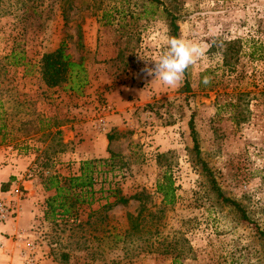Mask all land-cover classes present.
<instances>
[{
	"label": "rangeland",
	"instance_id": "rangeland-1",
	"mask_svg": "<svg viewBox=\"0 0 264 264\" xmlns=\"http://www.w3.org/2000/svg\"><path fill=\"white\" fill-rule=\"evenodd\" d=\"M160 1L177 16L178 37L204 49L184 75L186 90L184 78L168 88L141 71L143 59L166 50L164 36H170L161 8L148 0H0V148L23 160V174L35 182V195L28 194L34 197L31 221L1 234L0 264H24L26 253L33 264H170L168 256L136 248L137 242L107 236L126 228L124 216L134 213L136 201L98 209L89 225L86 214L104 200L79 208L74 223L42 217L51 193L45 177L61 172L60 153L71 149L60 142V127L96 124L99 117L106 125L100 132L113 137L104 149L113 165L102 175L104 190L109 184L123 197L141 193L154 209L157 173L166 168L171 175L175 201L161 222L165 233L179 232L189 245L179 264H264L254 224L215 200L187 128L191 117L198 156L222 194L264 229V0ZM60 40L86 69L79 95L44 86L38 74L39 55ZM217 40L238 42L232 72L216 46L209 49ZM10 49L21 52L24 66L7 63Z\"/></svg>",
	"mask_w": 264,
	"mask_h": 264
},
{
	"label": "trees",
	"instance_id": "trees-1",
	"mask_svg": "<svg viewBox=\"0 0 264 264\" xmlns=\"http://www.w3.org/2000/svg\"><path fill=\"white\" fill-rule=\"evenodd\" d=\"M154 6L161 8V11L167 21L170 36L178 37L177 16L165 8L160 0H148ZM77 40L79 38L76 37ZM216 49L222 58V63L227 71L232 72L233 63L239 54V47L237 40L220 41L217 40L214 44H210L209 49ZM259 47V46H257ZM77 48H80L77 43ZM255 48V47H252ZM119 53V51H118ZM117 53V54H118ZM11 66H24L23 56L21 52H15L12 49L4 58ZM38 74L44 86L55 88L63 86L66 92L79 95L82 89L87 85V72L79 57L73 61L65 53V45L60 40L56 47L51 51L42 52L38 59ZM207 71L204 70L203 74ZM184 90L187 89L188 82L184 78ZM189 137L191 139V151L194 154L196 161L200 164V169L205 176L209 189L212 192L215 200L231 209L237 214L239 219L245 222L254 224V228L258 239L264 243V229L259 228L256 221L250 218L248 214L242 209L234 200L225 197L219 187L217 186L212 173L206 167L205 163L198 156V149L196 143V135L192 118L190 117L187 123ZM54 135H59L56 130ZM113 137L106 135V143L111 141ZM112 155L109 154L107 159L89 158L78 162L77 174L66 177L57 175L55 173L48 174L45 177V190L51 191L50 195L43 200L42 217L44 220L55 221L59 220L64 223H74L77 221V212L82 206H89L90 203L100 199L104 200L102 205H99L95 210L89 211L85 216L83 224L89 225V217L96 213L98 209L108 208L116 205L124 206L129 200L137 202V209L133 214H125L126 228L122 232L115 233L108 231L107 236L118 242H137L136 248L146 251H152L160 255H166L170 259V264H179L180 261L186 257L190 248L187 241L181 237L179 232L171 231L165 233L163 231V210L165 207L173 205L175 201L176 187L173 183L171 175L166 168H160L156 180L154 190L159 197L158 205L152 207L146 206L143 202V194L136 193L132 196H120L118 190L110 189L109 184L104 190L102 182L105 181V175L112 168ZM105 167H109L107 170ZM99 178V179H98ZM99 183V187L95 189V184ZM97 194V195H96ZM112 200L107 202V199Z\"/></svg>",
	"mask_w": 264,
	"mask_h": 264
},
{
	"label": "crops",
	"instance_id": "crops-1",
	"mask_svg": "<svg viewBox=\"0 0 264 264\" xmlns=\"http://www.w3.org/2000/svg\"><path fill=\"white\" fill-rule=\"evenodd\" d=\"M78 117V116H77ZM60 127L62 131L61 143L68 144L71 149H67L60 153V161L62 170L57 175L66 177L77 174L78 162L89 160V158L105 159L106 135L101 133L95 124V120L82 124L77 122L74 124ZM9 148H0V191L18 188L23 193L22 199L18 204V213L16 222L0 223V243H4L3 233H11L21 231L26 227L32 218V201L34 197H29L32 192L35 195L34 180L28 179L23 174L25 170V162L14 157Z\"/></svg>",
	"mask_w": 264,
	"mask_h": 264
},
{
	"label": "clouds",
	"instance_id": "clouds-1",
	"mask_svg": "<svg viewBox=\"0 0 264 264\" xmlns=\"http://www.w3.org/2000/svg\"><path fill=\"white\" fill-rule=\"evenodd\" d=\"M164 47L166 50L155 59H143L146 64L141 71L158 80L162 86L175 88L182 82L186 71L204 55V49L198 42L167 34ZM149 61L153 62L152 67L147 66ZM203 82L208 84L210 81L205 78Z\"/></svg>",
	"mask_w": 264,
	"mask_h": 264
},
{
	"label": "built area",
	"instance_id": "built-area-1",
	"mask_svg": "<svg viewBox=\"0 0 264 264\" xmlns=\"http://www.w3.org/2000/svg\"><path fill=\"white\" fill-rule=\"evenodd\" d=\"M108 110L107 106L101 107V113ZM105 120L99 117L96 120V127L99 131H105ZM23 192L18 188L8 189L6 191H0V223L7 221H13L18 213L19 200L22 198ZM24 264H33L32 256L27 253L24 255Z\"/></svg>",
	"mask_w": 264,
	"mask_h": 264
}]
</instances>
